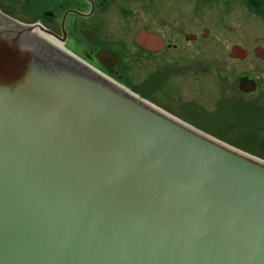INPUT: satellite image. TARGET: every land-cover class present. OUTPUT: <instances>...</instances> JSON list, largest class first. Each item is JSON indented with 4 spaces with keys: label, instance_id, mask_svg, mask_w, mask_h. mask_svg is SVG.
<instances>
[{
    "label": "water",
    "instance_id": "water-1",
    "mask_svg": "<svg viewBox=\"0 0 264 264\" xmlns=\"http://www.w3.org/2000/svg\"><path fill=\"white\" fill-rule=\"evenodd\" d=\"M44 32L0 9V264H264V158Z\"/></svg>",
    "mask_w": 264,
    "mask_h": 264
},
{
    "label": "flooded vegetation",
    "instance_id": "flooded-vegetation-1",
    "mask_svg": "<svg viewBox=\"0 0 264 264\" xmlns=\"http://www.w3.org/2000/svg\"><path fill=\"white\" fill-rule=\"evenodd\" d=\"M32 1L55 46L203 137L264 157V45L217 37L249 0Z\"/></svg>",
    "mask_w": 264,
    "mask_h": 264
},
{
    "label": "rangeland",
    "instance_id": "rangeland-1",
    "mask_svg": "<svg viewBox=\"0 0 264 264\" xmlns=\"http://www.w3.org/2000/svg\"><path fill=\"white\" fill-rule=\"evenodd\" d=\"M32 2V0H0V9L20 21L32 23L35 21ZM242 2L240 3L243 6L234 8L235 11L227 22L229 25L222 30L218 29L217 37L224 36L233 41H242L251 49L257 44L264 45V0H249L248 10L243 4L245 1ZM234 146L245 151L250 149L248 152L262 157L252 151L255 145L236 144Z\"/></svg>",
    "mask_w": 264,
    "mask_h": 264
}]
</instances>
